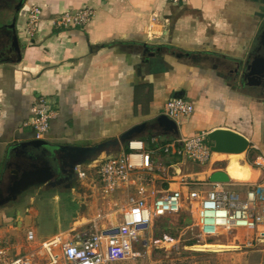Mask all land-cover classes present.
Segmentation results:
<instances>
[{
    "label": "crops",
    "instance_id": "0c3cea01",
    "mask_svg": "<svg viewBox=\"0 0 264 264\" xmlns=\"http://www.w3.org/2000/svg\"><path fill=\"white\" fill-rule=\"evenodd\" d=\"M4 1L0 0V41L7 42L0 54V238L13 248V256L34 259L29 252L33 245L41 248L42 241L58 235L65 240L84 236V218L93 232L95 225L99 230L110 226V214L121 218L137 191L131 186L103 192L97 167L112 155L107 151L104 159L98 156L72 171L67 150L60 146L118 138L164 114L173 98L186 99L194 107L191 115L176 122L178 137L216 129L237 132L250 141L240 158L250 172L241 175L243 181H233L227 154L214 153L211 162L200 164L176 154L164 153L162 158L157 152L152 156L150 194L181 189L185 194H205L217 170L227 173L228 187L235 191L244 189L241 184L264 179L256 165L264 156V94L236 75L264 20V0H25L20 10L18 0L2 7ZM33 7L39 8L41 20L31 37L27 31ZM82 9L94 12L87 26L56 30L58 16ZM11 33L24 46L20 62H12L16 52L9 49ZM40 99L55 117L45 139L50 146L35 148L28 145L35 135L25 123ZM150 136L177 138L152 127L138 138ZM125 147L111 150L120 157ZM160 172L168 176L164 188L157 187ZM49 173L53 175L42 181ZM185 181L194 185L186 189ZM62 201L77 202L78 207L71 203L69 211L61 210L68 218L61 215L63 221L56 220L57 228L40 240L38 202L56 211ZM99 215L102 221H97ZM39 254L44 256L42 249ZM241 260L257 264L252 256Z\"/></svg>",
    "mask_w": 264,
    "mask_h": 264
},
{
    "label": "built area",
    "instance_id": "2783aa9c",
    "mask_svg": "<svg viewBox=\"0 0 264 264\" xmlns=\"http://www.w3.org/2000/svg\"><path fill=\"white\" fill-rule=\"evenodd\" d=\"M179 3L185 0H172ZM93 10L82 9L76 13L66 12L54 20L56 30L72 27H85L92 20ZM41 20L40 10L33 7L29 11V36H34ZM194 111L190 101L183 98L169 100L164 114L175 122L188 117ZM55 111L50 109L44 99L37 100L32 115L25 126L32 128L36 139L45 140L51 127ZM153 150L141 139L127 143L128 151L120 157L109 158L99 164L98 174L105 194L133 187L137 194L129 197L128 206L122 217L115 219L110 214V226L75 240H65L58 235L40 243L45 264H110L121 262L133 253L134 245L141 234L153 225L154 219L168 214H178L185 202L189 201L195 213L196 227L203 238H213L222 234H234L240 231L250 232L247 246L254 241H264V179L255 184H241L243 190H231L228 184L209 182V190L202 194L198 190L184 193L181 190L163 191L150 194L148 191L149 174L153 171L152 153L163 151L166 155L185 156L193 162L206 164L211 162L214 152L211 149L207 132L194 136L177 137L165 141L162 137H153ZM264 177V156L256 160ZM81 176H85L84 173ZM194 185L185 181L186 189ZM99 215L98 220L102 219ZM30 240L34 236L30 232ZM13 248L0 238V264H33L32 259L22 255H12Z\"/></svg>",
    "mask_w": 264,
    "mask_h": 264
},
{
    "label": "rangeland",
    "instance_id": "374dc122",
    "mask_svg": "<svg viewBox=\"0 0 264 264\" xmlns=\"http://www.w3.org/2000/svg\"><path fill=\"white\" fill-rule=\"evenodd\" d=\"M110 150H108L109 155L118 157L120 154V152H116L117 150ZM242 154L230 155L231 161L228 171L235 176L233 181H243L241 175L246 170L250 172V168L240 162ZM105 155L106 153L101 154L99 159H104ZM112 156H109V158H114ZM161 157L164 158L162 155ZM226 158H229V156ZM190 161H187L188 165L196 168L195 162ZM160 174L162 178L157 180V187L164 188L163 184H167L168 176L167 173L160 172ZM71 203L72 205L75 204L76 208L78 207L77 202L62 201L61 207L58 210L55 208L56 211H54L53 206L47 207L45 205V208H43L38 202L39 226L37 228V238L43 240L57 228L56 220L59 223L63 221V216L67 217L69 215L61 214V210L69 211ZM195 213L196 211L187 201L180 213L168 214L154 219L151 228L141 234L140 240L134 245L133 253L129 258L110 264H241L242 258L251 256L254 257L257 264H264V251L263 253L260 251L264 250V245L261 246L255 240L252 247L247 246V238L250 235L253 236L250 232L240 231L234 234H222L213 238H203L199 235L195 225ZM82 217H85L84 214ZM84 219L85 222L80 225H84L80 234L87 236L91 233L90 231L93 232V229L91 226L86 225L88 221L86 218ZM102 220L103 218L98 221ZM66 237L69 238L68 235ZM193 243L195 244L191 246L190 244ZM33 247L29 250L34 255L33 264H45L46 257H41L39 254L41 248L38 245H33Z\"/></svg>",
    "mask_w": 264,
    "mask_h": 264
},
{
    "label": "water",
    "instance_id": "95a60500",
    "mask_svg": "<svg viewBox=\"0 0 264 264\" xmlns=\"http://www.w3.org/2000/svg\"><path fill=\"white\" fill-rule=\"evenodd\" d=\"M24 1L25 0L20 1L17 7L19 10L23 6ZM12 27H15V23L12 25ZM13 42V48L16 52V58L12 59V62H20L22 60V51L24 49V46L21 45V41L17 34H15ZM236 75L240 78L241 81H243L245 85L250 88H256L260 90L262 94H264V20L255 38V42L251 52L245 60L239 62L236 69ZM151 127L159 129L160 134L164 136H179V127L177 123L165 114H162L151 122H146L129 129L118 138L92 145L89 144L60 147L63 151L67 150L66 155L71 160L70 168L72 171H74L77 165H82L90 160H96L98 156L112 148L120 149L123 145L127 144L131 140L138 138L141 133ZM34 135L35 138L28 144L29 146L35 148L50 146V143L48 141L36 139L35 132ZM208 139L210 143H212V151L218 154L239 155L247 152L250 147V141L246 137L229 129L213 130L208 133ZM31 174L33 175L34 173L28 172V175L30 177H33ZM36 174H38V171L36 172ZM48 175L49 176L42 181L45 182L46 179L50 178L53 174L49 173ZM45 176L46 172L44 177ZM26 179L29 178L26 177ZM209 180L213 183L228 184L230 182V177L224 171L217 170L213 172ZM34 184L35 183L31 185ZM12 197H15V195ZM11 198L9 197L7 199Z\"/></svg>",
    "mask_w": 264,
    "mask_h": 264
},
{
    "label": "flooded vegetation",
    "instance_id": "af4514ba",
    "mask_svg": "<svg viewBox=\"0 0 264 264\" xmlns=\"http://www.w3.org/2000/svg\"><path fill=\"white\" fill-rule=\"evenodd\" d=\"M2 2L4 1V0H1ZM6 1V0H5ZM4 1V3H3V5H2V7H5V5H7V2H9V0L8 1H6L5 2ZM12 1V0H11ZM20 1L21 0H18V5H19V3H20ZM9 28H11V26H9ZM11 42H10V47H9V49L11 50V52L12 51H15V49L13 48V41H14V35H13V33H11ZM8 44H9V41H8ZM5 45H7V42L6 41H4V40H1L0 41V54H1V52H2V50H3V48H5ZM8 49V50H9ZM13 53V52H12Z\"/></svg>",
    "mask_w": 264,
    "mask_h": 264
},
{
    "label": "trees",
    "instance_id": "16d2710c",
    "mask_svg": "<svg viewBox=\"0 0 264 264\" xmlns=\"http://www.w3.org/2000/svg\"><path fill=\"white\" fill-rule=\"evenodd\" d=\"M152 138H153V137L150 136V137H147V138H138V139H141V140L145 141V143H146L147 146H148V147H147L148 150H153V149L155 148V146L151 144V139H152ZM125 151H128L127 144H126V147H125ZM155 153H157V152L152 153V156L155 155ZM160 153H161L162 156L164 155V152H163V151H160ZM194 244H195V243L190 244V245L192 246V245H194Z\"/></svg>",
    "mask_w": 264,
    "mask_h": 264
}]
</instances>
